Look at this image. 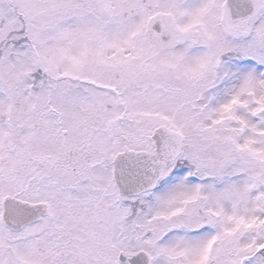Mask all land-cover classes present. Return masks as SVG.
I'll return each instance as SVG.
<instances>
[{"label":"snow or ice","instance_id":"1","mask_svg":"<svg viewBox=\"0 0 264 264\" xmlns=\"http://www.w3.org/2000/svg\"><path fill=\"white\" fill-rule=\"evenodd\" d=\"M0 264H264V0H0Z\"/></svg>","mask_w":264,"mask_h":264}]
</instances>
